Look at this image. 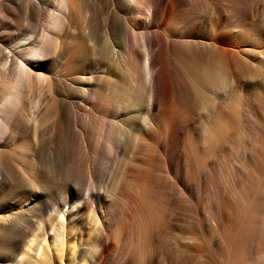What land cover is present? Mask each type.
Wrapping results in <instances>:
<instances>
[{
    "label": "bare ground",
    "instance_id": "6f19581e",
    "mask_svg": "<svg viewBox=\"0 0 264 264\" xmlns=\"http://www.w3.org/2000/svg\"><path fill=\"white\" fill-rule=\"evenodd\" d=\"M139 2L27 0L45 24L0 46V264H264V123L245 131L264 91L246 83L264 65V0ZM252 15L259 53L240 25ZM129 133L99 190L98 147L116 161ZM52 187L49 231L33 217Z\"/></svg>",
    "mask_w": 264,
    "mask_h": 264
},
{
    "label": "rangeland",
    "instance_id": "374dc122",
    "mask_svg": "<svg viewBox=\"0 0 264 264\" xmlns=\"http://www.w3.org/2000/svg\"><path fill=\"white\" fill-rule=\"evenodd\" d=\"M26 2H27V0H0V46L9 40L15 39V37H17V36L29 34L32 31V29H33V27L37 21L39 23L41 21L42 25L45 24L44 23L45 21L43 20L45 18V13L41 12V15H40V11L39 12H38V10L34 11L35 8H32V7H31L32 9H30L29 7L27 8ZM137 4L140 6L145 5V3L142 2V0H141V2H139ZM51 11H52V16H54L55 12L57 10L55 8H51ZM37 12L39 13V15ZM36 17H38L39 19ZM40 17H42V18H40ZM259 20H261L260 16L252 15L249 19H246L245 21L241 22V24H240L241 27L246 29L248 32V37L246 39H243L245 41L244 43L247 45V47H250L256 53H259V46H261V42L263 40V33H262V31H257L258 30L257 26H255V24H251V23L255 22L257 24ZM34 21H36V22L34 23ZM30 27H31V29H30ZM12 35L14 38L12 37ZM256 55H258V54H256ZM56 65H58L56 70L60 71L61 74L66 76L65 79H66L67 83H70L71 86H73V87H79V88L83 87L80 84V81H78V80L73 81L72 80V78L74 76H76L77 74H72L68 71H65L61 66V61H59V63H57ZM263 67H264V65L258 66L256 64H254V66L251 68V72H250L249 76H247L249 82H246V83H253L254 84L251 87L253 89V91H255V84L264 83V78H263L264 68ZM33 83H44V82H37L36 80H34ZM243 83H245V81ZM35 88L36 87L30 88L32 93L34 92ZM101 91L104 94L107 93L103 89ZM90 101H91L90 97H85L84 100L82 101V104L85 107V109H89V111L93 115V117L104 116V114L98 113L97 111L91 109ZM252 108H253V113H254L253 119L249 120L248 124L246 125V129H245L250 140H252L253 136L260 134L262 131L261 128L263 127L262 125L264 123V91L262 93L261 99H259V100L255 99L254 100V102L252 103ZM113 113L114 112L112 111V114ZM88 130L91 133L96 131L95 125L92 121L89 122ZM126 137H127L125 140L126 143L123 145V150L121 151V154L119 155V157L117 158L116 161L109 162L110 160L108 159V153L101 146L98 147L99 152L97 154V160L95 163V165H97L98 169H97V172L95 175V177H96L95 182H96V186H97V188H99V190H102L103 188H105L107 193L113 191L117 177L120 175V173L124 167V164H125L124 157H123L124 148L127 149V151H128L132 147V142H133L132 141V134L129 133ZM47 153H48L47 163L52 168V167H54V160L52 158L51 152L47 151ZM25 166H26V164H25ZM21 169L23 171H25V169L23 167H21ZM62 190H63V188H61V187H59V188L52 187V188H46L45 189V192H43L44 198L42 197L41 200L44 203V201L48 197L47 199H48V202L50 203V205L47 206L43 212L37 211V213L35 214V217H33V220L35 221V226L38 224L37 222L45 223L47 225L49 231H50V229L52 231V228L54 227V224H55V220L51 216L48 217V215H50V212H51L50 209H52L51 203L54 204L56 202L55 199H57V194L61 193ZM4 194H5L4 197L6 196L4 198L5 204L6 205L8 204V208H9V207H11L12 202L15 199V198H13L14 194L10 193V192H8L7 194L6 193H4ZM107 213L108 214L105 216L106 223L109 226H112L115 223V208L112 207V205H110L109 208L107 209ZM125 213L126 214L129 213V208H127V211ZM93 224H94V219L91 220V224L88 227L89 233H91L93 230ZM110 239H113V235L111 233H107L106 234V240L109 241ZM50 242H51V248L58 249V242L56 240L53 241V239H50ZM72 251L73 250L70 249L67 252V254L71 253ZM10 252L11 251L9 248H7V247L1 248L0 247V259L6 260L7 255L10 254ZM1 254H3V255H1ZM54 260L58 264H62L60 258H55ZM5 263L6 262H3V264H5Z\"/></svg>",
    "mask_w": 264,
    "mask_h": 264
}]
</instances>
